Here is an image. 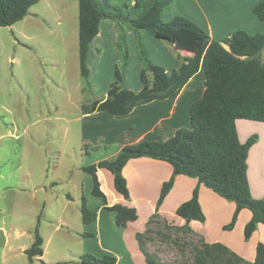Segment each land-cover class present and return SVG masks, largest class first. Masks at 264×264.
I'll return each mask as SVG.
<instances>
[{
	"label": "rangeland",
	"instance_id": "374dc122",
	"mask_svg": "<svg viewBox=\"0 0 264 264\" xmlns=\"http://www.w3.org/2000/svg\"><path fill=\"white\" fill-rule=\"evenodd\" d=\"M127 27L118 48L91 44L89 81L80 72L78 0H40L22 20L0 27V264H80L72 251L81 241L82 199L88 206L101 201L83 167L112 156L127 142L119 136L128 126L107 112L84 114L83 106L103 99L117 66L125 86L140 85L138 37L151 61L161 59L157 44L146 45L148 32L134 30L132 40ZM37 230L43 256L30 259L25 249ZM201 242L159 216L142 237L165 264H193Z\"/></svg>",
	"mask_w": 264,
	"mask_h": 264
},
{
	"label": "trees",
	"instance_id": "16d2710c",
	"mask_svg": "<svg viewBox=\"0 0 264 264\" xmlns=\"http://www.w3.org/2000/svg\"><path fill=\"white\" fill-rule=\"evenodd\" d=\"M39 1L0 0V27L22 20ZM78 2L80 72L87 81L90 79V46L99 33L103 19H111L118 24L120 37L127 24L135 31H146L177 44L178 49L192 53H179L182 61L180 67L168 73L163 66L148 58L143 38L138 37L139 54L144 63L140 74L142 89L136 92L127 88L121 68L117 66L107 96L84 105V114L104 111L114 116H125L139 105L178 95L201 67L205 73L204 93L190 108V128L177 130L175 135L165 141L142 140L126 144L116 156L83 167L92 176L93 195L107 203L98 176L99 168L113 175L114 189L129 199L130 191L123 174L126 164L140 157L163 160L172 165L173 176L163 183L158 208L172 189L175 176L181 174L198 180L192 197L176 210L177 215L185 220V225L179 228L186 233L193 232L190 227L192 221H206L199 198V187L204 185L236 204L232 220L224 226L225 229L234 228L243 209L252 212V218L244 229L245 239L249 240L258 225L264 224V199L253 197L248 180V155L258 137L254 135L246 142H241L236 121L248 119L264 122V61L260 57L264 50V32L251 34L236 28L220 40H211L201 26L187 17L176 15L168 21L163 20L162 12L169 9L174 0H120L124 8L119 3L112 4L110 0ZM253 13L260 21H264V0L253 7ZM127 59L125 54L124 66L127 65ZM82 200V221L88 224L95 220L96 212L88 207L84 197ZM106 208L117 212L119 226H125L129 220L138 218L136 209L119 203ZM158 216L154 214L149 223ZM143 234L138 233L137 237L146 254L147 264H165L145 250ZM42 246L43 239L37 230L32 246L25 252L30 259L42 256ZM79 262L115 264L116 257L110 254L97 257L86 253ZM193 264H264V245H257L255 259L251 262L222 243L202 241L194 250Z\"/></svg>",
	"mask_w": 264,
	"mask_h": 264
},
{
	"label": "crops",
	"instance_id": "0c3cea01",
	"mask_svg": "<svg viewBox=\"0 0 264 264\" xmlns=\"http://www.w3.org/2000/svg\"><path fill=\"white\" fill-rule=\"evenodd\" d=\"M259 1L261 0H174L172 6L162 12V18L170 20L176 15L187 17L201 26L209 34L211 40H220L236 28L244 29L251 34L264 32V21H260L253 13V7ZM110 2L117 4L119 0H110ZM119 34V26L115 21L103 19L92 45L97 44L104 49L110 41L115 48ZM127 34L133 40L136 32L127 27ZM144 39L146 45H151L152 49L157 48V45L160 47L157 52L161 55V59L156 58L154 62L163 66L168 73L180 67L182 61L179 53L181 55L192 54L186 49H178L177 44L157 41L156 36L150 33H146ZM97 51L99 52V48ZM91 53L92 47L89 50V57ZM133 56L139 57L135 50ZM143 67L142 64L140 72ZM126 87L138 92L142 89L143 83L141 81L137 88ZM204 90L205 73L201 67L183 86L178 95L139 105L129 114L118 116L128 124L126 134L119 136L127 142L108 158L116 156L126 144L142 140L165 141L175 135L177 130L190 128V108L202 97ZM106 96L107 94L103 99ZM100 112L104 111L89 114ZM236 127L243 143L254 135L258 137L248 155V180L253 197L264 199V122L238 119ZM117 131L120 132L119 129ZM106 158L98 159L94 163L97 164ZM123 174L130 191L129 199H125L116 192L113 175L109 171L98 169L101 188L107 196V203L98 197L101 199L99 204L88 206L96 212V218L91 223H83V228L77 232L81 241L79 247L72 251L73 256L80 259L86 253L97 257L110 254L116 257L115 264H147L146 254L137 234L146 231L152 216L158 214L168 224L178 227L185 225V220L177 215L176 210L192 197L198 185L197 179L181 174L175 176L172 189L158 208L163 183L173 176V167L170 163L149 157L133 158L124 167ZM199 198L206 221L194 220L190 223L194 234L206 243H222L247 261H254L257 245L259 243L264 245V224H259L252 237L246 240L244 229L252 218V212L249 209H243L234 228L227 230L226 233L224 224L232 220L236 209L235 202L223 198L204 185L199 187ZM118 203L136 209L138 218L129 220L125 226H119L116 219L117 212L106 208Z\"/></svg>",
	"mask_w": 264,
	"mask_h": 264
}]
</instances>
